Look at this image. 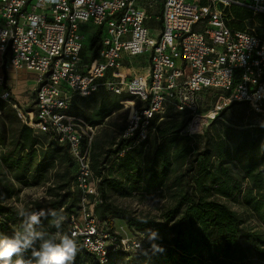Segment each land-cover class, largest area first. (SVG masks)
I'll use <instances>...</instances> for the list:
<instances>
[{"label":"built area","instance_id":"2783aa9c","mask_svg":"<svg viewBox=\"0 0 264 264\" xmlns=\"http://www.w3.org/2000/svg\"><path fill=\"white\" fill-rule=\"evenodd\" d=\"M158 3L159 16L151 14ZM233 6L264 18V0H0V34H9L0 41V103L34 134L66 147L76 166L73 188L82 213L81 219L70 216L69 232L99 264L141 245H130L94 217L100 178L91 169L89 144L97 127L66 114L72 99L100 90L134 97L129 109L119 101L128 112L122 137L138 129L139 140L167 106L191 117L185 132L202 133L198 125L208 116L199 115L202 90L258 110L264 102V39L254 28L233 27ZM152 20L160 26L151 27ZM88 25L97 27L91 35H85ZM21 68L35 77L25 106L8 84L9 71Z\"/></svg>","mask_w":264,"mask_h":264},{"label":"trees","instance_id":"16d2710c","mask_svg":"<svg viewBox=\"0 0 264 264\" xmlns=\"http://www.w3.org/2000/svg\"><path fill=\"white\" fill-rule=\"evenodd\" d=\"M158 5L157 16L162 7L161 3ZM228 13L234 17L232 24L237 30L244 29H239L235 23L256 20L254 29L264 39L263 17L235 6ZM155 22L158 25L153 26L154 20L148 24L159 27L160 21ZM99 34L98 31L89 39L85 53L94 47ZM95 56L96 52L91 59ZM116 96L118 102L134 98L126 94ZM76 100L86 99L74 97L66 114L81 119L86 125L96 127L109 115V106L104 103L98 104L93 114H88L74 107ZM235 104L251 109L245 103ZM143 105L146 107L147 103ZM137 108L141 109L142 104ZM7 109L12 114L4 113V118L14 133L16 129H12L10 118L19 120L10 107ZM190 118L187 113L175 112L167 106L161 115H154L149 121L144 140H139L136 129L131 136L121 135L111 140L104 150L90 154L91 169L100 178L99 203L94 207V217L112 234L115 219L125 221L130 229L144 234L147 229L155 230L158 239L154 243L164 251L153 252V255L162 259L161 264H264V124L225 125L220 131L207 129L198 136L184 131ZM196 139L200 143L197 148ZM11 140L12 149L1 154L0 160L13 171V178L18 182L25 183L31 174L32 183L37 184L41 179L39 174L51 166L50 162L59 159L64 165L63 172L56 177L57 185L48 188L49 197L34 201L28 209L59 210L66 218L63 228L69 232V219L75 216V205L79 204L81 196L73 188L76 166L66 147L44 134H34L24 125ZM4 142L3 136L0 145ZM36 163L40 167H36ZM135 193L146 197L160 193L161 198L169 199L171 205L162 213L165 223L132 215L110 200L113 194L127 197ZM228 203L242 208L243 212H236ZM247 218L261 231L249 227ZM43 223L47 226L48 220ZM48 230L55 229L49 227ZM0 231L8 234L6 223H0ZM78 248L77 255L79 252L88 254L99 264L97 258L79 244ZM121 254L125 253L110 255L108 260Z\"/></svg>","mask_w":264,"mask_h":264},{"label":"rangeland","instance_id":"374dc122","mask_svg":"<svg viewBox=\"0 0 264 264\" xmlns=\"http://www.w3.org/2000/svg\"><path fill=\"white\" fill-rule=\"evenodd\" d=\"M159 9V5L153 6L151 14H159ZM155 24L158 25L154 21L153 26ZM256 24V20H246L243 23H235L234 25L239 29H247L254 28ZM96 30L97 27L88 25L85 27V35H91ZM84 43L87 44L88 39H85ZM136 70L138 72L142 71L140 67L136 68ZM17 76L20 77V75ZM22 96H27L29 99L28 103H31L33 95L30 94V91L25 90V92H22ZM199 97V115L201 117L206 114L209 115L215 113V111L218 112V115L214 120H208L207 116L204 117L203 121L198 125V129H201L202 132L207 129L212 132L215 129L220 131L221 127L225 125L233 126V124H238L246 127L247 124H254L255 126L264 124V102L258 110H251L244 105L235 103L227 104L223 102V95L213 89L200 91ZM85 99V101L76 100L74 102V107H80L88 114H93V110L98 104L104 103L109 106V115L103 118L100 124L96 126L97 128L89 144L90 154L92 152L98 153L101 150H104L111 140L119 138L127 129L128 124L126 120L128 119V112L119 104L118 97L111 93L97 92ZM121 103L126 109H129V107L132 106V100L127 102L122 101ZM23 105L25 106L26 104ZM139 105L140 103L136 104L137 107ZM0 110V138L3 136L5 137L4 145H0L1 155L12 149L11 137L18 132L23 124L20 121H17L14 117L10 118L12 122L11 126L13 127L12 129H16L13 133L9 127L8 120L4 118V113H12L1 103ZM165 112L166 109L164 113ZM197 135L201 136L202 134L200 133ZM39 138L44 143H47L46 139H43L41 136H39ZM197 147H200L198 139H196V148ZM50 165L51 166L39 174L41 179L37 184L32 183V180L30 179L31 174L28 175V180L25 183H21L13 178V171L9 170L0 160V220H2L3 223H6L9 227V231H7L8 234H11L20 223L19 217L15 215L17 207L23 206L28 209L34 201L47 199L49 197L47 194L48 188L57 185L59 182V179L56 177L61 175L64 165L60 164L59 159L50 162ZM37 166L40 167V165H37L36 163V167ZM9 191H11V196L8 194ZM110 200H112L117 206L125 208L132 215L138 217L146 216L159 224L165 223L162 219V213H164V211L171 205L170 200L161 198L160 193H157L154 197H146L139 193L127 197L113 194L111 195ZM228 205L238 213L243 212V209L240 207L229 203ZM75 209V217L81 219L82 213L79 204L75 205ZM247 221L249 222V227H255V230L257 231L260 230L255 226V222L252 219L247 218ZM168 227L169 226H167V229ZM61 230L65 231L63 225ZM113 232L123 240L127 241L130 245L133 241H138L141 245V249L137 251L129 250L125 254L112 256L107 264H161L162 259L154 257L153 251L151 247H149V242L145 239L146 233H141L137 229H130L125 221L116 219L113 221ZM164 233H167V230H164ZM74 264L97 263L92 256L79 252Z\"/></svg>","mask_w":264,"mask_h":264},{"label":"clouds","instance_id":"9594fccd","mask_svg":"<svg viewBox=\"0 0 264 264\" xmlns=\"http://www.w3.org/2000/svg\"><path fill=\"white\" fill-rule=\"evenodd\" d=\"M8 35L7 32L0 34V41ZM15 215L20 218L16 229L11 234L0 231V264H74L78 243L75 234L61 230L66 218L59 210L18 206ZM45 219L47 226L43 223ZM49 227L55 230L49 231ZM146 232L145 239L153 252H163L154 243L157 232L151 229Z\"/></svg>","mask_w":264,"mask_h":264},{"label":"crops","instance_id":"0c3cea01","mask_svg":"<svg viewBox=\"0 0 264 264\" xmlns=\"http://www.w3.org/2000/svg\"><path fill=\"white\" fill-rule=\"evenodd\" d=\"M17 75H20V77H18ZM8 84L11 87L14 99L19 104H29L28 97L22 96V92H25V90L30 91V94L33 95V89L35 87V77L32 73L28 72L24 68L18 70H10L8 73Z\"/></svg>","mask_w":264,"mask_h":264},{"label":"bare ground","instance_id":"6f19581e","mask_svg":"<svg viewBox=\"0 0 264 264\" xmlns=\"http://www.w3.org/2000/svg\"><path fill=\"white\" fill-rule=\"evenodd\" d=\"M215 113H211V114H209L207 117H208V119H211L212 117H213V115H214ZM215 116V115H214Z\"/></svg>","mask_w":264,"mask_h":264}]
</instances>
